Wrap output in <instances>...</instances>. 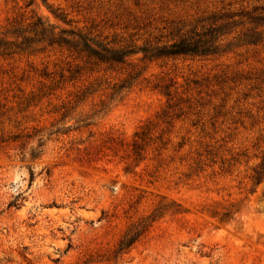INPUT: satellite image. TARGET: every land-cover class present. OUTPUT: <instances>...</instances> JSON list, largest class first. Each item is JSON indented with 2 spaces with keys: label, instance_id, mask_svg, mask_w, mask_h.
I'll return each mask as SVG.
<instances>
[{
  "label": "rangeland",
  "instance_id": "obj_1",
  "mask_svg": "<svg viewBox=\"0 0 264 264\" xmlns=\"http://www.w3.org/2000/svg\"><path fill=\"white\" fill-rule=\"evenodd\" d=\"M0 37V264H264V0H0Z\"/></svg>",
  "mask_w": 264,
  "mask_h": 264
},
{
  "label": "trees",
  "instance_id": "obj_2",
  "mask_svg": "<svg viewBox=\"0 0 264 264\" xmlns=\"http://www.w3.org/2000/svg\"><path fill=\"white\" fill-rule=\"evenodd\" d=\"M42 26L41 23L35 24L34 29H39ZM223 31L222 27H216L209 30L208 34H198L196 37H186L177 42L172 43L169 46L157 47L155 49H144L143 51L146 54H149L150 58H162L168 56H181V55H190V56H198V55H209L214 54L219 51V47L215 45L217 40V35ZM40 33L47 37L50 44H67L72 45L75 48H80L81 51L88 52L90 55H93L100 60L118 63L123 62L128 53L127 51L115 50L112 48H108L103 46L101 43H93L97 47H94L90 43V39L86 37L79 36L80 40L77 42H73L66 37L60 35L56 37L53 35H46L47 31L45 28L40 29ZM250 43H256L261 41L262 39L259 36H250L247 39ZM12 42H6L3 38L0 37V52H7L10 48ZM258 180H260L258 178ZM133 241H128L127 243H123V247L121 249H125V247L131 246Z\"/></svg>",
  "mask_w": 264,
  "mask_h": 264
}]
</instances>
